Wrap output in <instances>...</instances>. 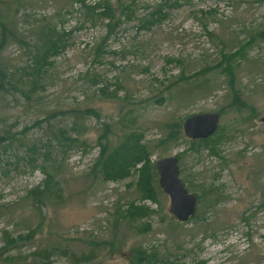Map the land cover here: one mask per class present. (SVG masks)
<instances>
[{
  "label": "rangeland",
  "instance_id": "374dc122",
  "mask_svg": "<svg viewBox=\"0 0 264 264\" xmlns=\"http://www.w3.org/2000/svg\"><path fill=\"white\" fill-rule=\"evenodd\" d=\"M171 3L135 0L134 19L99 58L107 27L82 26L80 3L0 0L17 34L0 56L9 79L0 87V264H264V0ZM161 7L168 16L141 28ZM49 21L72 34L37 73L38 29ZM205 113L220 115L218 130L189 138L184 121ZM75 121L79 142L68 148L55 135ZM136 140L146 160L104 178L100 156ZM173 156L198 198L187 222L170 214L159 184L157 162ZM142 171L154 198L138 186ZM131 204L148 212L127 220Z\"/></svg>",
  "mask_w": 264,
  "mask_h": 264
},
{
  "label": "trees",
  "instance_id": "16d2710c",
  "mask_svg": "<svg viewBox=\"0 0 264 264\" xmlns=\"http://www.w3.org/2000/svg\"><path fill=\"white\" fill-rule=\"evenodd\" d=\"M81 4L80 14H83L84 19L82 20V26L87 23L97 24V22H102L107 27V32L105 37L102 39V42L97 46V54L100 58V55L106 52V44L110 37L115 36L118 33L119 26L123 21H130L134 19V2H121L119 6L114 5L110 0H102L99 2H95L93 0H73ZM168 6H173L171 0H165ZM9 14L10 16V9ZM118 11V13H117ZM70 12V11H69ZM168 16L167 12H164V9L158 8L154 11L150 16L145 17L141 20L140 27L141 28H150L157 23H161L164 18ZM58 25L56 26L51 21L43 24L38 29V33H41L42 38L44 39V43L40 45L41 48H36V51L33 55V67L34 71L37 73L44 72L46 66H51L52 59L54 57L59 56L63 51L66 50L68 46V37L72 34L70 31H59ZM263 33L261 35H251L249 40L245 43H242L240 47L235 51L239 54L245 53L247 47L251 46L254 43L256 38H262ZM17 34L14 31L12 26H9L6 23L4 16L0 12V56L7 49L9 42L12 38H17ZM230 55H228V63L223 65V67L228 68L231 67ZM1 72V71H0ZM6 73H1L0 75V87L6 86L9 83L8 77L5 75ZM184 74L179 79H182ZM98 79H95L97 82ZM77 117V116H76ZM74 132V133H73ZM79 129L78 122L75 121L72 128L70 129H59L55 135L57 140L63 141L64 145L68 148H71L72 145H75L79 142ZM140 142L136 140L132 147L124 144L119 149H117L113 154L104 156L103 154L100 156V166L99 172L104 175V178L117 180L128 176V170L131 165L136 162H143L146 160V156L144 153L145 148L139 146ZM84 145V143H82ZM38 161V158L35 159ZM43 161L46 164H52V155L51 150L47 149L46 153L43 155ZM147 167V166H144ZM148 171H142V178L138 182V186L142 191L144 197L154 198V191L151 184L148 183L147 177ZM50 178L52 175H50ZM40 186H37L31 189L29 192L35 201H39L42 197V192L40 191ZM148 212V209L145 207H138L134 204L129 206V209L126 213L122 214V216H128L127 220L133 221L132 218H136L142 214ZM142 254L134 255L137 261L142 259Z\"/></svg>",
  "mask_w": 264,
  "mask_h": 264
},
{
  "label": "water",
  "instance_id": "95a60500",
  "mask_svg": "<svg viewBox=\"0 0 264 264\" xmlns=\"http://www.w3.org/2000/svg\"><path fill=\"white\" fill-rule=\"evenodd\" d=\"M218 113L195 114L183 124L185 134L193 140L208 139L218 130ZM159 184L170 198V214L180 222H187L196 213L198 198L191 193L180 179V169L176 156L162 158L157 162Z\"/></svg>",
  "mask_w": 264,
  "mask_h": 264
}]
</instances>
